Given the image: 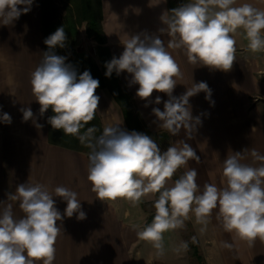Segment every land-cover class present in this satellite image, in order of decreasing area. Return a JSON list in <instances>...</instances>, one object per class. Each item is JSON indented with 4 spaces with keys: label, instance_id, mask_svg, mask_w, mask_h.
<instances>
[{
    "label": "clouds",
    "instance_id": "clouds-1",
    "mask_svg": "<svg viewBox=\"0 0 264 264\" xmlns=\"http://www.w3.org/2000/svg\"><path fill=\"white\" fill-rule=\"evenodd\" d=\"M32 4L33 0H0V24H12L28 13ZM161 20L165 27L159 32L170 37L167 44L158 35L131 36L119 58L114 56L106 62L105 76L110 78L113 72L131 74L130 84L139 85L136 96L149 103L154 91L166 94L169 99L163 102V110L152 109L158 128L172 136L184 129L192 138L201 120L193 117L189 98L203 91L205 99L210 101L212 92L206 82H199L181 96H173L177 79H182L183 74L168 49H182L193 65L227 72L236 60L233 34L238 29L243 30L249 50L264 52V9L250 3L238 4L237 0H192L171 9V15L163 14ZM65 41L63 26L45 39L48 51L31 73L32 93L41 114L49 108L54 113L48 118L53 129L77 137L90 149L87 179L97 199H125L136 206L142 198L158 194L152 222L142 229L133 225L137 237L149 242L158 257L165 254V233L184 228L185 221L194 215L203 235L214 211L223 230L234 233L235 238L249 247L257 239L264 241V155L254 148L250 150L254 160L261 162L256 167L241 162L249 152L247 148L243 153L227 156L223 162L226 180L223 187L205 183L201 188L194 168L169 186V181L189 160L200 161L196 151L186 142L182 147L171 144L161 151L153 137L124 130L121 124L105 126L98 136L95 126L81 132L98 110L100 97L95 93L99 80L87 70L77 77L73 66L65 63L67 58L55 54L57 47H65ZM154 103L160 104L161 97L156 96ZM20 111L24 121L33 119L31 108ZM0 119L11 123L7 113ZM37 127L41 126L37 124ZM54 193L46 185L27 182L18 185L14 194H8V200L19 202L24 215L15 218L11 204L0 210V264H53L55 243L62 228L57 222L74 214L78 220L86 219L77 192L57 186ZM54 197L66 202L63 214L56 207ZM191 241L198 242L195 236ZM221 246L233 247L226 241H221ZM188 247V242L182 241L173 251H187Z\"/></svg>",
    "mask_w": 264,
    "mask_h": 264
},
{
    "label": "crops",
    "instance_id": "crops-1",
    "mask_svg": "<svg viewBox=\"0 0 264 264\" xmlns=\"http://www.w3.org/2000/svg\"><path fill=\"white\" fill-rule=\"evenodd\" d=\"M189 2L192 0L185 3ZM237 3L264 9V0H237ZM97 9L99 29L105 41L103 47L108 49L110 59L119 58L124 44L133 35H158L165 44L170 39L159 32L165 27L162 15H169L168 0H97ZM233 35L236 60L227 72L193 65L182 49H168L183 74L182 79H177L173 96H181L193 83L199 82H206L212 92L210 101L205 99L203 91L189 98L193 117L201 120L192 138L184 129L172 136L158 128L152 109L163 110V102L169 99L166 94L154 91L149 103L136 96L139 85L130 84L131 74L114 72L120 89L130 97L129 110L139 115L146 130L166 133L168 146L182 147L186 142L193 147L200 161L189 160L178 172L182 175L196 169L201 188L205 183L225 186L223 162L227 156L243 153L247 148L249 152L241 162L256 167L261 162L254 160L250 150L254 148L264 155V52L249 50L242 29ZM43 36L40 0H33L31 10L12 24H0V117L4 113L11 117V123L0 119V210L11 204L15 218L24 215L18 201L8 200V194H14L22 183L46 185L53 195L55 187H68L78 193L86 219L78 220L74 214L57 222L62 228L55 243L53 264H140L143 240L137 237L133 225L142 227L146 219L142 203L154 202L155 197H144L136 206L125 199H97L87 179L88 155L53 139L52 126L48 123L51 108L40 113L30 83L31 73L46 52ZM112 77L113 73L107 82L104 80L106 87L96 89L95 94L100 97L97 111L103 119V112L109 110L111 125L121 124L122 129L129 131L122 108L112 93L116 89ZM156 96L161 97L160 104L154 103ZM22 108H31L33 119L24 121ZM173 182L172 178L169 186ZM54 200L63 214L66 202L59 197ZM187 222L197 238L204 264H264V241L257 239L249 247L245 241L235 238L234 233L223 230L215 211L203 235L194 215ZM221 241L233 247L224 248Z\"/></svg>",
    "mask_w": 264,
    "mask_h": 264
},
{
    "label": "rangeland",
    "instance_id": "rangeland-1",
    "mask_svg": "<svg viewBox=\"0 0 264 264\" xmlns=\"http://www.w3.org/2000/svg\"><path fill=\"white\" fill-rule=\"evenodd\" d=\"M171 1L176 5H180L187 0ZM47 6L48 8L44 11L42 24V29L45 32V36H43L44 41L61 26L64 27L66 34L65 47H57L55 49V54L66 57L65 63L71 64L72 66L75 62L92 61L101 69L99 45L88 35L89 19H98L97 0H49ZM45 49L48 51V46L46 44ZM107 80L108 77L105 76V81L107 82ZM108 85L110 86V82ZM98 112L99 111H97L96 114L99 117L103 130L104 126L111 125L113 119L109 110L108 113L103 112V119L101 118L102 116H100V112ZM50 115H54L52 110H50ZM131 115L133 119L135 113L132 110ZM85 130L86 128L82 129L81 132ZM52 137L55 141L69 145L74 149L84 150L87 148L79 142L77 137L65 135L63 130L52 128ZM158 144L161 151H165L169 147L168 143L164 141ZM175 176L179 178L180 174L178 171ZM173 180L175 181L174 177ZM153 204V201L142 203V209L146 214V219L141 229L152 222H148V220L155 214ZM193 236L192 228L187 221H185L184 228L165 233V254L161 257L156 255V250L149 242L143 241L141 244L142 259L140 264H204L198 249V244H194L191 241V237ZM182 241L188 242V250L179 253L174 252L173 248L178 247Z\"/></svg>",
    "mask_w": 264,
    "mask_h": 264
},
{
    "label": "trees",
    "instance_id": "trees-1",
    "mask_svg": "<svg viewBox=\"0 0 264 264\" xmlns=\"http://www.w3.org/2000/svg\"><path fill=\"white\" fill-rule=\"evenodd\" d=\"M48 1L49 0H40L42 24H43L44 11L48 8V6H47ZM177 6H179V5H176L171 0H168L169 15H171V9H173ZM98 22H99L98 19L97 20H95L93 18L89 19V21H88V35L91 38H93L99 45V55H100V62H101V70L102 71L97 66V64L92 62V61L75 62L73 64V68L77 72V77H79V75H81L84 71H86V70L89 71L91 76L94 79L99 80V87L98 88H101V87H106L105 82H104L105 79H104L103 75H105V72L107 70L105 67L106 62H109L111 59H110L108 49L106 47H103V45L105 44V41H104V37H103V35L99 29ZM42 32L44 35L45 32L43 31V29H42ZM112 81L114 82V84L116 86V89L112 90L113 91L112 93L114 94V97L116 98V100L118 101V103L120 104V106L122 108L121 111H122L124 120L127 124L129 131L135 130L137 132L147 134V135L153 137V139L157 143H159L161 141L168 143L169 142V136L166 133H164V132L153 133V132L146 130V128L143 127L142 122L140 120V117L137 113H135L134 118L132 119L131 110H129L130 109V97L126 93H123L122 90L120 89L119 84H118V80H117L116 76L114 75V72H113ZM91 126H95L97 128V130H98L96 133L97 136L102 132L101 123H100V120H99V117L97 114L95 115V118L91 122H89L88 125L85 126V128L91 127ZM82 151L88 155L90 149L86 148ZM174 179H178V176L174 175ZM155 197L157 198L158 194H156ZM154 215L148 220V222L152 221Z\"/></svg>",
    "mask_w": 264,
    "mask_h": 264
}]
</instances>
